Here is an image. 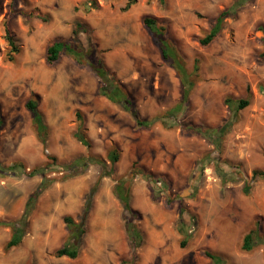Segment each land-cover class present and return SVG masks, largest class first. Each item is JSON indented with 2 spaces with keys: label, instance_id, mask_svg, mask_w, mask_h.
<instances>
[{
  "label": "rangeland",
  "instance_id": "rangeland-1",
  "mask_svg": "<svg viewBox=\"0 0 264 264\" xmlns=\"http://www.w3.org/2000/svg\"><path fill=\"white\" fill-rule=\"evenodd\" d=\"M86 1L95 4L89 12ZM127 1L0 0V165H19L12 174L0 172V222L21 219L42 180L30 176L33 170L45 167L52 181L36 200L17 247L5 250L12 231L0 227V264H128L127 214L114 187L131 170L160 179L157 200L145 176L125 183L142 235L135 264H217L207 253L220 258L218 264H264V179L251 177L264 171V0L238 8L206 47L198 39L234 0H136L123 12ZM30 13L42 19L24 16ZM147 17L164 28L188 73L197 60L188 105L171 117L178 124L172 129L137 126L120 105L97 94L99 79L85 65L101 59L141 119L165 114L182 89L143 25ZM5 22L20 48L13 62L6 60ZM77 22L86 29L78 35L82 64L68 49L47 64L48 47L70 41ZM243 98L249 106L231 119L219 150L182 132L187 126L217 127L232 115L225 100ZM30 99L47 128L44 144L25 107ZM113 150L118 161L111 164L107 155ZM78 158L94 161L78 173L61 168ZM201 159L202 171L194 173ZM88 203L84 234L76 239L64 218L79 224ZM181 232L187 235L184 248ZM250 232L252 247L245 251ZM65 243L78 246L75 260L54 255Z\"/></svg>",
  "mask_w": 264,
  "mask_h": 264
},
{
  "label": "trees",
  "instance_id": "trees-1",
  "mask_svg": "<svg viewBox=\"0 0 264 264\" xmlns=\"http://www.w3.org/2000/svg\"><path fill=\"white\" fill-rule=\"evenodd\" d=\"M160 1L163 2L164 0H160ZM247 1L248 0H234V2L227 9L223 10L218 14V16L213 20V23L210 26L209 30L206 32V34L198 39V43L202 47H206L210 45L212 42H214L223 29L225 19L232 18L235 12L237 11V9L245 5ZM135 3L136 0H128L125 7L122 8V11L123 12L127 11ZM93 7H95L94 2L86 1L85 12H89ZM24 16L28 18L36 17L38 19H42V17L39 14L34 15L30 13V14H25ZM143 25L149 31L155 44L159 48L162 59L166 62H169L170 67L176 72L181 84L182 93H181L180 101L170 110H168L165 114L157 115L147 120L141 119L134 102L129 97V95L119 85L115 83V79L112 77V74H110V72L104 66V63L101 59L91 60L89 62H86L85 65L99 79L100 83L97 89V94L99 96L105 97L112 104L120 105L125 112L129 113L133 117L135 124L137 126L144 129H148L152 127L155 123H160L163 127L172 129L175 128L176 125L178 124L174 123V120L171 117L174 116L175 114L182 113L188 105L190 94L195 85V81L192 79V77L193 75L197 76V71H198L197 60H195L194 62L195 63L194 72L192 74L188 73L182 61V58L176 51L175 47L167 39H165L164 28L159 27L156 23V20L149 17L143 19ZM3 27H4L5 40L8 45L6 60L8 62H13L15 60V57L20 53V48L17 46L14 36L7 27V22L4 23ZM81 32H86V29L83 24L77 22L74 25V29L72 31V39L70 41H54L47 49L46 63L49 65L55 63L56 61H58L61 53H63L65 49H68L70 52H72V55L74 56L77 63L82 64L80 61L82 57V51L80 50L78 44L79 43L78 35ZM262 43L264 47V37L262 38ZM261 55L262 57H264V51ZM225 104L228 106L232 115L222 124L218 125L215 128H208L201 126H187L182 128V132L185 134L195 135L207 139L209 142H211L212 145H214L215 149L219 150L221 148L222 138L225 135L226 131L228 130V127L231 126L232 123L231 119H233V117H235V115L239 111L249 106V99L248 98H243L239 100L226 99ZM25 107L27 111L31 114L32 124L34 126L38 140L42 144H44L45 138L47 136V128L43 122V118L41 114L37 110L36 102L30 99L26 103ZM3 124H4V120L0 112V129L2 128ZM76 137L79 139V141L81 142L84 141L79 132L78 134H76ZM107 156L111 164H114L118 161V152L116 150L109 152ZM87 161L93 162L94 160L92 158H89L87 159ZM87 161L83 158H78L66 165H62L61 168L70 171L72 174L78 173L85 166ZM204 162L205 159H201L200 161L197 162L194 173L200 170L202 171ZM52 164L56 165L53 159H52ZM18 168L19 165H15V164L7 168L0 165V172L5 174H12L11 172L17 170ZM138 173L142 176H145V178L148 179L149 188L152 192V197L154 200H157L158 198L156 191L158 186H160L159 178L153 177L152 175L148 176L147 174L140 172V170H131L114 187V195L117 197L120 205L122 206L123 211L126 212L127 214L126 217L124 216V222H125L124 230L127 235L130 255H131L128 264H135L136 251L137 249L140 248L142 244V235L133 224V220L135 218V212L132 210L130 206L129 189L125 188V183L126 182L128 183L130 180L132 181L133 177ZM37 174L42 177V180L40 184L37 186V188L28 197L25 205L24 213L21 219L18 222H12V223L0 222V227L8 226L11 228L12 231L11 237L5 245L6 251L10 250L11 248L17 247L21 243L22 237L25 232V227L27 224V219L33 210L36 200L52 183L51 180L45 177V167L33 170L30 173V176ZM193 177H195L194 174H192V178ZM251 177L253 179L256 178L264 179V171L254 170L252 172ZM93 192L94 189L91 190L90 194H92ZM242 192L244 195H248L250 193L249 185H245L242 189ZM166 203L169 204L170 201L167 200ZM89 206L90 203L86 204V207L84 209V215L79 224H75L72 221V219L68 216L64 218V222L68 226V228H74L75 231H77L76 239L79 238L81 234H84L83 224L85 220V215L89 211ZM181 233L183 234V239L181 240L179 246L180 248H184L187 244V235L186 233L183 232ZM253 238H254L253 232L248 233L244 237L243 250L249 251L251 249ZM78 249L79 248L76 245L73 246L69 243H65L61 248L57 249L54 252V255L58 258L66 257L68 259L75 260L79 255ZM206 256L217 264L221 263V259L216 256L210 255L208 253L206 254Z\"/></svg>",
  "mask_w": 264,
  "mask_h": 264
}]
</instances>
